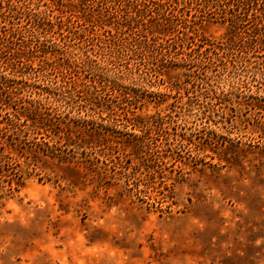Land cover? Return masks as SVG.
Returning <instances> with one entry per match:
<instances>
[{"label": "rangeland", "instance_id": "rangeland-1", "mask_svg": "<svg viewBox=\"0 0 264 264\" xmlns=\"http://www.w3.org/2000/svg\"><path fill=\"white\" fill-rule=\"evenodd\" d=\"M27 2L40 10L52 4ZM64 2L79 13L80 0ZM123 3L89 0L84 12L87 19L91 13L108 16L115 26L131 20V1ZM20 16L17 28L39 32L49 51L38 49L28 63L18 61L17 48H7L12 51L0 65L1 97L11 91L16 101L8 105L0 98V127L16 128L17 119L7 113L16 105L25 112L22 101L37 92L47 95L45 82L57 80L67 89L56 95L64 104L53 105L52 112L71 124L82 117L100 131L91 135L63 124L57 132L30 120L21 125L30 136L25 143L19 135L12 145L0 140V264H264V42L255 45L246 34L221 61L191 71L195 85L178 67L138 84L126 81L143 96L133 114L116 106L111 85L102 93L109 102L89 98L84 83L79 92L73 85L77 77L90 82L84 53L104 65L111 54L109 32L100 29L99 39L91 24L73 22L58 30L46 20ZM250 21V34L264 32L261 18ZM227 26L221 19L205 20L197 33L218 42L226 39ZM86 27L84 35L78 32ZM120 27L124 36L137 29ZM24 42L37 43L29 31L4 39L30 54ZM124 58L123 65L115 61L107 68L109 76L127 72L126 66L136 72L139 59ZM235 84L240 98L224 94ZM106 103L115 104L116 113ZM157 113L170 120L164 125L171 134L156 140L153 131L144 139L150 152L132 153L122 141L142 131L128 119ZM176 133L183 140L172 144L176 151L166 150V138L173 142Z\"/></svg>", "mask_w": 264, "mask_h": 264}, {"label": "trees", "instance_id": "trees-1", "mask_svg": "<svg viewBox=\"0 0 264 264\" xmlns=\"http://www.w3.org/2000/svg\"><path fill=\"white\" fill-rule=\"evenodd\" d=\"M88 1L80 0L79 13L66 9L65 6L67 4L64 0H52V4H47L46 10L32 7L27 0H21V2L8 0L7 4L0 2V65L2 61L8 59L7 56L12 51L7 48H17L18 61L23 62L21 58L24 57V60L28 61V63H31L33 60L32 55L38 49L41 52L43 51V53H48L49 51L48 46L41 41L39 32L30 28L28 29V27L17 28L16 24L19 17H21L20 14H25L29 22L37 21L40 24V21L46 20L51 29L58 26V30H68L69 28L67 27L73 22L81 25L91 24L92 33L99 39H102L100 29L110 33V37L106 38V40H109L111 54L108 58L102 60L103 66H97L92 63L93 59L89 53H84L86 58L81 59V62L91 74L90 82L80 81V78L77 77L73 79V85L76 86V91L79 92L81 91L79 86L84 83L87 86L84 91H86L89 98L99 99L102 97L103 101L106 102L111 100L108 99L109 96L102 95V93L106 90V85H111V88L114 90V93L112 92L111 94L115 96V103L118 102L116 106L123 105V109L134 114L135 109L142 108L143 102H141V97L143 96L140 97L137 94L139 89L135 86H131L132 88L128 89L125 85L126 81L131 82L132 85L138 84L142 79L149 78L151 80L153 76L159 77L167 68L178 67L185 69L187 77L195 85V78H193L191 71L195 72L205 62L221 61L222 57L232 53L231 50L241 43L246 34L252 35L251 39L255 45L264 42V32L259 34L257 30L256 33L250 34L249 30L251 16L261 18V23H264V0H130L131 4H129L127 12L131 20H126L125 22L117 20L115 26L108 16L105 19H99L100 15L96 17L91 13V17L87 19L84 10L87 7ZM91 1L93 3L96 2V0ZM123 1L125 0H118L119 7L124 5L125 2L123 3ZM212 19H221L223 23H227L226 39L214 42L206 37L199 36L197 26L202 25L205 20L210 21ZM120 25L127 26L130 30L133 28L137 29L133 32L131 31V34L124 36L121 33L122 27ZM86 29L88 30L89 28L86 27L78 32L84 35L87 31ZM26 31L30 32L31 40L37 41L36 45H32V42L20 44L24 45L25 49L30 50V54H27L26 51H18V49H23L21 46L14 47L12 44L9 46L4 43V39H9L14 37L15 34H22ZM125 56H133L139 59L136 72L134 73L135 70L132 67L126 66L127 72H114L113 76H109L106 71L107 68H114L112 65H115V61H121L120 64L123 65L124 62L122 61L125 59ZM150 64L152 65L149 66ZM42 75L47 76L45 73H42ZM47 81L45 83H48V86H43L44 89H42L48 92L47 95L43 92H37L36 97H32L33 94H29L32 98H25L22 101L25 103V112L21 113L18 105L12 106L14 111L7 113V119H10L12 114L18 121V123H15L17 126L12 129L10 126H1L0 131L3 134L0 133V140L5 139L4 142L9 143L10 139H16V135H19L20 138L18 140H20V143H25L22 142V139L26 140L30 136L27 134V131L23 130L21 125L25 121H27L25 122L27 124L30 120L34 123L42 122L44 125L49 126L47 129L56 130L57 132H59L63 124L67 125L66 127L69 126V130L71 131L91 132V135L100 131L96 126L82 117L74 121L70 120L73 122L71 124L61 113L59 116H56L52 112V106L59 104L61 109L64 103L56 95L66 91L64 89H67V85L65 83L60 84L57 80L52 81L54 84L49 83L51 80ZM239 89L240 87L235 84L231 86L230 91L224 94H233L240 98L242 95ZM12 94L14 93L9 91L5 95V98H2L0 91L2 102L11 105L10 103L16 101L13 100L14 96ZM8 96L9 98H6ZM214 97H218L216 96V92ZM35 102H38V104ZM139 102L141 103L139 104ZM106 104L111 105L110 109L115 111V107L112 106L115 104ZM258 108L263 109L260 106ZM113 113H116V111ZM100 118L104 120L105 116L101 115ZM10 120H14V118ZM128 120L131 121V128L142 131L141 134L129 132L133 138H126L122 141L123 145L129 147L132 153L136 155L146 151L150 152V150L145 149L144 139L152 137V133L156 132L158 134L156 140L160 139V135L165 137L171 134L164 125L170 120H166V117L161 116L159 113L136 117L135 120L137 122H133L131 118ZM124 125L126 127L129 126V124ZM23 132L28 136H25L26 134H23ZM38 133L40 132L38 131ZM21 136H25V138ZM173 136L175 137L172 139L173 142H170V139L166 138V141L168 140L167 143L165 142L167 144L166 150L168 148L169 151H176L172 144L183 140V138H178L177 133L173 134ZM42 142L48 143L45 140H42ZM38 144L42 145L39 141ZM9 145L12 144L9 143Z\"/></svg>", "mask_w": 264, "mask_h": 264}]
</instances>
